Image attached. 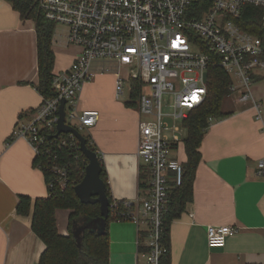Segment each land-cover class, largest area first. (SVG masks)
Here are the masks:
<instances>
[{
	"label": "built area",
	"instance_id": "obj_1",
	"mask_svg": "<svg viewBox=\"0 0 264 264\" xmlns=\"http://www.w3.org/2000/svg\"><path fill=\"white\" fill-rule=\"evenodd\" d=\"M35 1L49 21L67 26L68 42L78 46L80 53L67 70L53 74L56 96L42 97L29 120L19 118L10 141L23 139L30 144L36 168L51 175L48 196L65 190L73 182L72 163L60 153L67 150L75 160L83 153L74 134L56 137L62 102L66 125L82 134L99 120L98 112L79 110L84 88L98 73L115 71L117 100L137 81L141 86L136 108L137 155L150 174V189L148 196L137 202L113 199L109 215L136 225L146 219L150 230L146 241L140 243L145 249L140 254L147 264H160L165 252L160 239L169 183L173 180L180 186L184 174L183 164L171 155L183 142V121L206 100L209 68L227 72L231 92L239 93L237 103L250 104L255 121L264 130V104L253 94L264 79V48L261 39L238 24L243 10L255 6L263 9L264 26V0ZM164 95L173 96L172 114L163 112ZM68 120L77 121V125L68 124ZM256 176L264 178V159L258 163ZM237 232L232 226H209L208 247L225 248Z\"/></svg>",
	"mask_w": 264,
	"mask_h": 264
},
{
	"label": "crops",
	"instance_id": "obj_2",
	"mask_svg": "<svg viewBox=\"0 0 264 264\" xmlns=\"http://www.w3.org/2000/svg\"><path fill=\"white\" fill-rule=\"evenodd\" d=\"M68 35L69 30L58 38L54 33L53 74L67 70L80 53L78 46L69 44ZM116 81L115 71L98 73L84 88L79 110L100 115L87 137L102 158L112 199L137 202L148 196V189L140 188L144 167L137 155L139 114L126 106L129 92L116 99ZM38 83L35 22L23 20L11 2L0 0V264H38L45 250L32 230L33 207L29 216L16 213L20 196L33 202L48 196L45 176L34 165L29 143L10 141L19 118L29 120L42 104ZM253 94L264 104V79ZM238 95L234 109H223L231 115L213 121L202 142L193 199L171 226L172 264H264V178L256 176L264 159V130L251 105L237 103ZM171 158L186 162L183 142ZM70 214V210L56 212L62 236L70 234ZM209 226H232L238 232L225 248L211 249ZM149 230L146 219L139 225L110 221V264H147L140 245Z\"/></svg>",
	"mask_w": 264,
	"mask_h": 264
},
{
	"label": "trees",
	"instance_id": "obj_3",
	"mask_svg": "<svg viewBox=\"0 0 264 264\" xmlns=\"http://www.w3.org/2000/svg\"><path fill=\"white\" fill-rule=\"evenodd\" d=\"M12 3L13 8L20 14L23 20H32L36 25L37 50H38V75L37 89L44 99L56 96L52 85L53 70L55 65V53L53 51V37L56 29L54 22L49 21L35 0H6ZM263 9L255 6H247L238 20V24L247 32L258 37L264 48V26L262 23ZM232 81L227 72L220 67H211L208 70L206 100L199 107L193 109L186 120L183 121V129L186 137L183 144L186 153V162L183 164L184 174L182 184L177 186L171 180L170 194L166 210L162 218V233L160 244L165 250L160 258V264H172L171 262V226L180 218L186 210V206L193 199V187L197 169L202 160L201 146L206 133L213 121L229 117L231 114L223 112V101L232 95L230 88ZM141 94V86L137 81L131 82L128 108L136 109L137 101ZM87 138L88 147L97 152ZM67 161L72 163V183L65 189H58L55 194L45 198H38L34 202L28 196H20L16 207L19 216H29L33 207L32 230L43 241L45 250L38 264H110V239L108 224L115 220L109 215L105 234H98L91 230H84L80 236V242L75 238L74 232L82 227L89 219L100 216L99 204H83L75 192V188L85 176L88 165L87 158L79 153L80 159L75 160L67 150L61 153ZM103 170L101 179L106 186V193L110 204L114 202L110 195V188L106 178V170L101 161ZM36 166V160L34 161ZM46 184L51 175L45 173ZM141 190L150 189V174L142 169L140 179ZM123 207H120V209ZM58 210H70L69 236H62L58 231L56 212ZM140 246V251H144Z\"/></svg>",
	"mask_w": 264,
	"mask_h": 264
},
{
	"label": "water",
	"instance_id": "obj_4",
	"mask_svg": "<svg viewBox=\"0 0 264 264\" xmlns=\"http://www.w3.org/2000/svg\"><path fill=\"white\" fill-rule=\"evenodd\" d=\"M64 107L65 102L63 101L59 112L60 118L56 137L60 134H74L80 142L82 153L88 160L85 176L81 183L75 188V192L83 204H99L101 210L99 217L87 220L82 227L74 232L75 238L80 242V236L86 229L98 234H105L106 224L110 214V202L106 193L105 183L101 179L103 170L101 164L102 158L98 152H94L88 147L87 138L85 136L75 128L66 125Z\"/></svg>",
	"mask_w": 264,
	"mask_h": 264
},
{
	"label": "rangeland",
	"instance_id": "obj_5",
	"mask_svg": "<svg viewBox=\"0 0 264 264\" xmlns=\"http://www.w3.org/2000/svg\"><path fill=\"white\" fill-rule=\"evenodd\" d=\"M68 28L67 26L65 25H62V24H57L56 25V36L57 38L60 36H64L67 32ZM110 66H113V63H109ZM264 74V71L262 72ZM126 92H129V88L127 86V91ZM235 93L230 95L229 97H227L224 101H223V109L224 110H231V109H234V99H235ZM174 99H173V96L171 95H164L163 96V112L164 114H172L174 113ZM68 124H71L73 126H76L77 125V121L73 120H68L67 121ZM82 134L84 136H87V131H83ZM183 137L185 138L186 137V132L183 134ZM182 145V144H181Z\"/></svg>",
	"mask_w": 264,
	"mask_h": 264
}]
</instances>
